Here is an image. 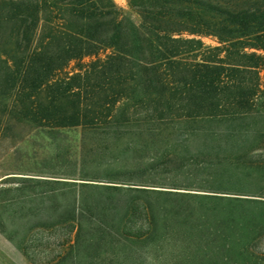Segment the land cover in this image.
<instances>
[{"label": "trees", "instance_id": "trees-1", "mask_svg": "<svg viewBox=\"0 0 264 264\" xmlns=\"http://www.w3.org/2000/svg\"><path fill=\"white\" fill-rule=\"evenodd\" d=\"M128 5L139 26L111 0H0V136L78 133L75 179L0 199L72 188L38 198L71 227L54 264H264V201L238 197L264 181V0Z\"/></svg>", "mask_w": 264, "mask_h": 264}, {"label": "rangeland", "instance_id": "rangeland-1", "mask_svg": "<svg viewBox=\"0 0 264 264\" xmlns=\"http://www.w3.org/2000/svg\"><path fill=\"white\" fill-rule=\"evenodd\" d=\"M117 9L139 26L140 19L129 7L128 0H111ZM152 38L168 54L173 55L171 48L155 33ZM204 46H214L210 38H201ZM102 57V56H101ZM88 60L85 59L84 62ZM72 66V65H71ZM63 147L56 149L55 143L40 131L26 126H15L5 136H0V184L2 188L14 186L11 179L33 178L50 181L61 180L70 182L76 177H70L78 164V133L69 131L60 136ZM264 159V153L260 154ZM68 178V179H59ZM20 194L21 203L17 205L16 214L6 199H0V223L4 224L7 232H12L13 240L23 244L25 249L20 251L0 233V264H54L57 256L65 250V244L71 239V227L60 223V204L54 201L38 200L42 192L53 189L54 193L70 192L72 188L62 186L27 183ZM243 198L264 201V181L255 179L252 187ZM69 196H67L68 198ZM0 198H9L4 196ZM48 198V197H47ZM25 199V200H23ZM258 253H264V239L258 240L253 246ZM146 264H162V261L152 260L147 256ZM61 264H78L69 255Z\"/></svg>", "mask_w": 264, "mask_h": 264}]
</instances>
